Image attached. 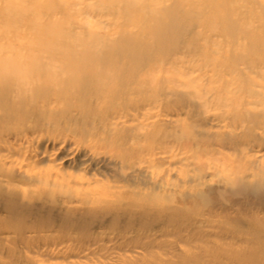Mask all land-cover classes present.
Here are the masks:
<instances>
[{
    "label": "rangeland",
    "instance_id": "374dc122",
    "mask_svg": "<svg viewBox=\"0 0 264 264\" xmlns=\"http://www.w3.org/2000/svg\"><path fill=\"white\" fill-rule=\"evenodd\" d=\"M157 1L151 14L144 8L150 0H0V58H45L36 46L55 41L134 51L146 44L148 58L161 59L144 89L118 100L120 108L98 104L101 118L114 117L116 143L130 139L126 165L93 156L90 142L56 127L34 141L5 144L0 166L21 176L59 174L65 185L68 178H91L95 183L84 185L82 196L93 197L87 192L94 189L128 192L138 196L136 204L121 200L119 206L177 212L171 219L137 213L136 225L122 219L112 229L75 212L84 204L43 213L8 200L0 204V264H229L209 261L201 241L227 243L250 216L264 218L255 197L264 192V60L255 56L264 44V0ZM175 29L181 48L169 49L166 40L155 45L162 31ZM185 132L190 141L178 145L173 138L186 142ZM234 182L248 185L247 192L233 193ZM191 220H198L201 234L177 233ZM32 225L39 229L23 231Z\"/></svg>",
    "mask_w": 264,
    "mask_h": 264
},
{
    "label": "bare ground",
    "instance_id": "6f19581e",
    "mask_svg": "<svg viewBox=\"0 0 264 264\" xmlns=\"http://www.w3.org/2000/svg\"><path fill=\"white\" fill-rule=\"evenodd\" d=\"M157 4V0H150V4L144 6V8L150 6L146 13H155L151 8ZM172 33L162 31L160 39L157 36L158 41L155 45L161 41V47L165 46L166 40L169 49L181 48V45L178 46L181 41L179 35L181 31L177 34L175 29ZM187 45L191 47L190 44ZM146 47L148 50L149 46L146 44H141L136 51L126 48L114 50L112 47H99V45L89 43L70 44L54 41L36 46L35 51L38 49L37 52L46 54L45 58L1 57L0 152L5 144H11V142L15 144L22 139L34 141L36 136L40 137L42 134L52 132L56 127H60L63 130L62 133L69 131L79 136L83 142H90V148L94 151L93 156L103 155L102 157H107L112 161L120 159L119 162L126 165L127 160L123 157L127 155L125 150L128 149L127 143L130 139L124 138L116 143L115 138L119 132L110 127L114 117L101 118L102 110H98V104L106 105V110L114 108L115 105L116 108H120L119 99L125 102L129 95L137 89H144L149 81L146 79L148 72L151 73L161 62L159 55L148 58L149 56L144 50ZM162 53L161 49V56H163ZM256 54V57L264 60V44L261 45V48L259 47ZM157 133L151 134L150 137L154 139ZM184 137L186 142H181L179 138L173 139L178 145L185 146L190 141L188 140L189 133L185 132ZM158 145L161 151V144ZM99 148L103 151L98 152ZM137 161L139 164L141 163V160L137 159ZM0 177L2 178L0 181V204L8 200L18 204L27 202L38 206L44 213V211H74L65 207L80 203L85 207L76 208L75 212H82V215L92 218V226L99 223L112 229L120 228L122 219L125 220L126 225H136L138 222L134 219L137 213L140 214L138 217L151 213L157 217L166 215L168 219L177 215L176 210L161 212V208L151 210L148 207H139L142 210L134 211L129 209V206H119L117 203L121 200H128L129 203L136 204L135 199L138 196L128 192L121 194L120 191L106 192L103 190L101 192L100 189H94L87 192L88 195L92 193L93 197L82 196L83 186L95 183V180L91 178H68V183L65 185V183L63 184V181L66 180L65 177L59 174H56L52 180V176H29L27 174L21 176L15 172V169H5L1 166ZM3 182L6 184L18 182L21 185L35 186V188L32 191V189L4 187ZM52 187L59 188L61 191H52ZM247 187L248 185L234 182L230 190L239 195L246 193ZM94 195H99V197ZM255 197L257 201L261 202L257 210H264V192L255 193ZM140 205L138 202V206ZM130 221L134 222L129 223ZM197 223H199L198 220H191L187 224L180 223L176 227L177 233H181L184 229L193 232V235L201 234L200 226H197ZM38 226L47 229L50 225ZM137 226L142 229L147 227L145 223H139ZM240 226L243 227L235 228L231 233L233 235L243 234L242 237H239L240 235L233 237L227 243L219 241L211 243L202 240V248L206 250V253L210 252V255L205 257L213 262L225 259L230 261L229 264H264V218L253 214L246 224ZM22 229L32 232L39 228L32 225ZM89 230L90 227L85 231ZM85 231L77 232L84 234ZM217 238L221 239L222 237L218 235ZM91 242L96 244L95 239ZM146 247H150V245L148 244ZM212 252L215 254H211ZM199 258L202 260L203 256H199Z\"/></svg>",
    "mask_w": 264,
    "mask_h": 264
}]
</instances>
